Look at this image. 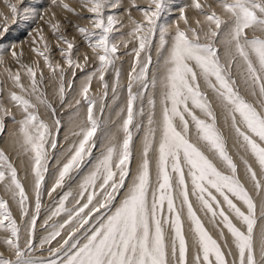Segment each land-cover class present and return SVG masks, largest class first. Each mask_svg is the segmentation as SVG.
<instances>
[{
  "label": "snow or ice",
  "instance_id": "snow-or-ice-1",
  "mask_svg": "<svg viewBox=\"0 0 264 264\" xmlns=\"http://www.w3.org/2000/svg\"><path fill=\"white\" fill-rule=\"evenodd\" d=\"M121 2L79 0L77 11L65 0H51V8L40 14L38 5L18 8L5 0L10 14L0 11V43L10 26L47 16L61 59L52 56L43 27L30 36L35 60L24 59L23 41L0 51V67L11 81L6 98L0 89V135L11 137L12 150L27 165L22 182L17 165L0 149V185L10 197L0 198V264H264V0H190L169 23L162 19L170 0H150L146 8L129 0L127 24L108 12ZM52 8L87 20L90 27L73 25L68 15L59 16ZM69 25L90 53L77 46L75 37L68 38ZM125 27L127 33L116 35ZM157 33L155 51L165 55L152 73ZM129 44L131 50L122 53ZM129 54L133 63L120 135L111 136L94 158L110 89L106 74L115 72V93L120 78L116 62ZM90 62L92 71L84 73L75 89L77 70L84 72ZM45 68L58 82L55 96L62 105L73 92L67 107H75L71 115L77 117L71 131L75 139L49 177L54 179L48 188L50 153L57 149L63 125L44 91ZM94 78L102 89L99 98L90 94ZM40 106L50 113L51 125ZM6 117L17 125L14 131L6 132ZM142 118L147 124L133 171V141L145 128ZM92 159L96 162L88 169ZM73 184L78 185L75 191H63ZM57 189L63 195L41 224L48 235L39 242V249L47 246V257L40 259L34 253L42 198Z\"/></svg>",
  "mask_w": 264,
  "mask_h": 264
},
{
  "label": "rangeland",
  "instance_id": "rangeland-1",
  "mask_svg": "<svg viewBox=\"0 0 264 264\" xmlns=\"http://www.w3.org/2000/svg\"><path fill=\"white\" fill-rule=\"evenodd\" d=\"M38 1V2H37ZM68 1H69V4L71 5V3L73 2L74 4H72L73 5V7L75 6V3H76V6H75V8L77 9V11H79L80 10V3H79V0H65V2H67L68 3ZM137 2V5L138 6H140V7H148V5H149V2H150V0H136ZM145 1V2H144ZM180 1L182 2V4L180 3ZM8 2L9 3H17V6H18V8H23L25 5H27V6H29V7H31V6H34V5H38L39 7H40V4H42L41 6H42V8L40 7V9L38 8V10H40L39 12H41L40 14H43L46 10L48 11L49 9H50V7H51V0H23V3H18V0H8ZM114 2H115V0H114ZM128 3L129 4V0H122V2H121V8L119 7V8H113L112 10L111 9H109L108 10V12H110L111 14H114V15H118V16H120V14H123V13H125V8H124V5H123V3ZM139 2H142V4H143V6H142V4H140ZM179 2V4H181V5H183L184 4V0H170V3H169V10H171L173 7H176V3H178ZM171 4H173V5H171ZM178 4V5H179ZM177 5V8L179 7ZM50 6V7H49ZM77 7H79V8H77ZM43 8L45 9V10H43ZM124 8V9H123ZM57 9V8H56ZM56 9H51L52 11L54 10V11H56ZM111 10V11H110ZM0 11H2V12H4L5 14H10V9L7 7V4L5 3V0H0ZM113 11V12H112ZM57 14H60V16H64V15H67V14H65L64 12L62 13V11H60L59 9H57ZM60 12V13H59ZM115 12H116V14H115ZM133 12H135V11H133ZM178 13L180 12L179 11V9H178V11H177ZM120 13V14H119ZM167 13H169V14H167ZM172 13V14H171ZM171 13L170 12H165L164 13V16H163V19H162V22L164 23V22H173V21H175L176 20V18L180 15H178V13L177 14H175L174 13V15H176V16H174L173 15V12L171 11ZM106 14H108V13H106ZM135 14H141V13H135ZM69 16H68V18L72 21V24L73 25H80V26H83V27H90V23H89V21H87V20H82V19H77L75 16H72L71 14H68ZM84 15H89V14H87V13H84ZM125 15V16H124ZM167 15H169L170 17H168ZM171 15H173V16H171ZM125 18H124V17ZM126 14H123V15H121V17L123 18V19H125V20H127V18H126ZM134 16V18H137V16H135V15H133ZM141 16V15H140ZM74 17V18H73ZM46 18H48V17H45V20L44 21H41L40 22V20H36V21H32L31 23H30V21H28V22H21L18 26L17 25H12V26H10V33L4 38V40H3V42L2 43H0V51H2V50H6V49H8L10 46H16V45H18V44H20L21 43V41H22V38L24 37V39H23V43H22V47L24 48V59L26 60V61H32V60H35L36 59V57H35V54L33 53V52H31L30 51V49H29V44H30V41H28V40H30V36H35V34L36 33H34L33 34V32H35V28L36 27H38V26H40V27H43L44 29H45V27H46V30H45V35L47 36V38H48V41L50 42V44H51V54H52V56L56 59V60H60L61 59V57L59 56V52H58V42L56 41V39H55V36L51 33V31L47 28V26H46V24H45V21L47 20ZM141 18V17H140ZM140 18H138V19H140ZM137 19V20H138ZM121 20V19H120ZM121 21H123V20H121ZM128 22V21H127ZM40 23H42V24H40ZM29 24H31L32 25V28L30 29L29 27H28V25ZM40 24V25H39ZM87 24V25H86ZM172 24H174V23H172ZM171 24V25H172ZM44 25V26H43ZM182 25H183V22H182ZM118 27H119V25H118ZM14 29V30H13ZM124 29H126V28H124ZM123 29V30H124ZM121 31V33H125V31L126 30H124V31ZM32 31V32H31ZM18 32V33H17ZM21 32H22V34H21ZM20 33V34H19ZM24 33V34H23ZM26 33H27V35H26ZM127 33V32H126ZM18 34V35H17ZM66 34L68 35V38L69 39H71V38H73V37H75L76 38V44H77V46L78 47H81L82 48V50L83 51H90V50H88L85 46H86V42L83 40V38L82 37H80V35H79V33L78 32H76V30H75V28L74 27H72L71 25H69L67 28H66ZM117 35L119 34L120 35V33H116ZM158 34L159 33H157V35L156 36H158ZM15 35V36H14ZM20 38H19V37ZM14 39V40H13ZM19 39V40H18ZM21 39V40H20ZM125 39H127V37H125ZM156 37L154 38V40H153V44H155V42H156ZM13 41V42H12ZM17 43V44H15V42ZM20 41V42H19ZM29 42V43H28ZM12 43H14V44H12ZM25 43V44H24ZM12 44V45H11ZM37 46H40V47H42V45H37ZM130 46V47H129ZM129 48L128 49H122L121 50V52L123 53V52H125V51H129V50H131V48H132V45H130L129 44ZM154 46V45H153ZM153 46H152V53L154 52V48H153ZM84 48V49H83ZM19 49V48H18ZM17 49V50H18ZM27 49V50H26ZM29 55H32V56H29ZM142 56L144 55L143 53L141 54ZM124 56H125V58H124ZM130 56H131V54H129L128 56L127 55H123L122 56V59H120V60H122V62H121V64H120V61L118 62V64H117V62H116V67H119L120 65H123L126 61H129V59H130ZM10 57V55L8 56V60H7V62L9 63V65L12 67V69L13 68H15V69H13V70H16V66L11 62V57ZM26 57V58H25ZM29 57V58H28ZM127 57V58H126ZM6 58H7V56H6ZM82 59V58H81ZM125 59V60H124ZM12 63V64H11ZM40 64H41V66H43V60L41 59V61H40ZM120 64V65H119ZM118 65V66H117ZM92 69H93V65H92V63L90 62L89 63V65H86L85 66V68H84V72H80L79 70H77V73H76V81H75V84L76 83H79V81H82V76H84V73H86V72H91L92 71ZM5 73V74H4ZM109 74L110 73H114L111 69L109 70V72H108ZM106 74V76H108L109 74ZM112 74H110L111 76H110V78L112 77ZM44 75H45V77H46V79H45V81L43 82L44 83V85L46 86L47 84V86L46 87H44L45 89H44V91L46 92V95L47 94H50L49 93V87H50V82H51V78H50V76H49V73H48V70L45 68L44 69ZM7 77V73L4 71V68L3 67H0V89H2V92H3V95H5L4 97L6 98L7 97V94L9 93V91L11 90V89H7V88H10V83H11V81L8 79V78H6ZM81 77V78H80ZM80 78V79H79ZM107 78H109V76L108 77H105V79L106 80H108V82H109V80L110 79H107ZM9 80V81H8ZM3 81V82H2ZM49 81V82H48ZM95 81H97L98 83H99V81L97 80V79H93V83H92V85H94V84H96V82ZM7 82V83H6ZM8 82H10V83H8ZM47 82V83H46ZM6 83V84H5ZM56 83H58L57 81H56ZM10 84V85H9ZM74 84V85H75ZM57 85V84H56ZM9 86V87H8ZM5 87V88H4ZM127 87V86H126ZM74 88H76V85L74 86ZM5 89H6V91H5ZM97 90H98V92H97V94H94L93 93V90H92V94H94V95H96L97 96V98H99V96L101 95V93L99 94V92H101L102 91V89L100 88V85L99 86H97ZM4 91H5V93H4ZM48 91V92H47ZM134 91H135V89H134ZM90 93V94H91ZM108 93H110V92H108ZM112 94H113V92H111ZM68 94H71L70 96H71V99L73 98V92L72 91H69L66 95H68ZM52 95V94H51ZM70 96H69V98H70ZM47 97H48V99L52 102V104H53V106L55 107V108H57L56 110H57V112H56V117L58 118V119H60L61 120V122H62V120L64 121L65 120V118L69 115L70 117H71V114L75 111V107H72V108H69V107H67V106H65V105H67L68 103H65V104H61L60 103V101L58 100V99H52V96L50 97V95L48 96L47 95ZM69 99L67 98V100L66 101H68ZM106 101H107V99L104 101V103H106ZM70 103H71V100L69 101ZM106 105V104H105ZM64 107V108H63ZM97 107H99V104L97 105ZM44 107L43 106H41V107H39V111H40V113L42 114V118L43 119H45L48 123H50V125L52 124V118H51V116H50V114H49V112L48 111H46L45 109L44 110H42ZM67 108V109H66ZM81 108L83 109V114L85 115V109H84V107H83V104L81 105ZM64 109V110H63ZM105 110L106 109H104V112H103V117H104V114H105ZM14 111V110H13ZM44 111V112H43ZM48 114V115H47ZM66 114V115H65ZM16 115V114H15ZM64 115H65V117H64ZM17 116V115H16ZM68 116V119H70V117ZM50 117V118H49ZM103 117H100L101 119L103 118ZM17 118H18V116H17ZM48 118V119H47ZM49 120L51 121V122H49ZM5 123H6V125H8L7 126V128H6V131H8V130H11V128L9 127L10 125L11 126H17L16 124H13L11 121H10V118H8V117H6L5 118ZM104 123V122H103ZM108 124V123H107ZM106 123H104L103 124V128H102V130L101 131H98L97 132V139H98V144H100L99 142H101L102 141V138H103V136H104V134H105V132H107V130H109L110 129V127L108 126V125H110V124H108L107 125ZM62 125H63V122H62ZM105 125V126H104ZM62 130H60L61 132L59 133V136H58V146H57V149H55V150H53L51 153H50V164H49V173H47V176H46V178H45V180L47 179V177H48V175L49 174H51L52 172H54L55 170H56V167H57V164H56V159H57V156L60 154V152H62L63 150H64V148L65 147H67V145L70 143V141H72V139H71V133H64L65 132V129L62 127L61 128ZM64 129V130H63ZM103 130H105V131H103ZM101 132V133H100ZM63 133V134H62ZM65 134V135H64ZM69 134H70V137H69ZM3 136H5V135H0V149H2L1 148V137H3ZM61 136H63V137H61ZM65 137H66V139H65ZM59 138H60V140H59ZM67 138H68V141H67ZM135 138V137H134ZM61 139H63V140H61ZM71 139V140H70ZM135 140V139H134ZM65 142V143H64ZM68 142V143H67ZM61 143V144H60ZM63 145V146H62ZM61 147H63L62 149H60ZM95 150V151H94ZM93 150V153L94 152H97L98 151V147L96 148V149H94ZM6 154H8L9 156H10V154L9 153H7L6 152ZM10 158L12 159V157L10 156ZM13 160V159H12ZM53 160V161H52ZM55 160V161H54ZM13 162L15 163V160H13ZM54 164V165H53ZM18 172H20L19 171V169H18ZM20 174V173H19ZM22 179V178H21ZM23 180V179H22ZM23 182H24V180H23ZM46 182V181H45ZM67 187V185L65 186V188ZM2 190H3V186L2 185H0V198H4V199H6L4 196H2L3 194H2ZM62 193H61V192ZM58 193H59V195L60 196H62V194H63V191L62 190H60V189H57V192H55V193H53L52 194V197L53 198H51V199H57L58 197H59V195H58ZM51 199H48V202L51 200ZM43 202H44V197L42 198V208H41V214H40V219H41V215H42V213H44L45 211H46V207H45V205L43 204ZM45 208V209H44ZM43 210V211H42ZM40 219H38V221L37 222H39L40 221ZM18 222H21V221H18ZM21 223H23V222H21ZM54 243V242H53ZM38 249H39V247H38ZM40 252H45V254H42V255H40V256H38V257H41L42 259L43 258H46L47 257V246H46V248L45 249H40Z\"/></svg>",
  "mask_w": 264,
  "mask_h": 264
},
{
  "label": "bare ground",
  "instance_id": "bare-ground-1",
  "mask_svg": "<svg viewBox=\"0 0 264 264\" xmlns=\"http://www.w3.org/2000/svg\"><path fill=\"white\" fill-rule=\"evenodd\" d=\"M34 1V0H33ZM47 1V0H46ZM73 1V0H72ZM140 1V0H139ZM38 2V1H37ZM113 2H114V0H113ZM137 2V1H136ZM145 2V1H144ZM68 3H69V1H68ZM140 4H142V2H139ZM180 3L182 4V2L180 1ZM72 4H74L73 2L71 3V6H73ZM137 4V3H136ZM177 5L179 4V2L178 3H176ZM181 4H179L178 6V8H177V5H176V7H173L171 10H169V11H167V12H170L171 13V11L173 12V15H174V13L175 14H177L178 12V9H180L182 6H184V5H188V4H190V0H184V4L183 5H181ZM42 4H40V7L42 8V6H41ZM123 5H124V8L126 9L127 7H128V3H123ZM139 5V4H138ZM171 5H173V4H171ZM75 6H76V3H75ZM74 6V7H75ZM141 6V5H140ZM142 6H143V4H142ZM40 7H39V9H40ZM50 7V6H49ZM51 8V7H50ZM77 8H79V7H77ZM121 8V7H120ZM123 8V9H124ZM53 9H56V8H53ZM115 9V8H114ZM43 10H45L44 8H43ZM60 10V9H59ZM112 10V9H111ZM110 10V11H111ZM38 11H40V10H38ZM47 11V10H46ZM54 11V10H53ZM61 11V10H60ZM56 12H57V9H56ZM113 12V11H112ZM41 13V12H40ZM58 13V12H57ZM60 13V12H59ZM63 13V12H62ZM135 13H139V12H133V15H135V16H137V18L136 19H138V18H140L141 16V14H135ZM61 14V13H60ZM60 14H58L59 16H60ZM66 14V13H65ZM115 14H116V12H115ZM120 14V13H119ZM123 14H125V13H123ZM123 14H120V16H118V18L119 19H121V20H123V22L125 23V24H127L128 22V20H125V19H123L122 17H121V15H123ZM167 14H169V13H167ZM172 14V13H171ZM180 14V12L178 13V15ZM187 14L189 15V16H192L193 14H194V10H192L191 8H189L188 10H187ZM68 15V14H67ZM173 15H171V16H173ZM69 16V15H68ZM73 16V15H72ZM125 16V15H124ZM123 16V17H124ZM168 17H170L169 15H167ZM174 16H176V15H174ZM47 17V16H46ZM179 17V16H178ZM74 18V17H73ZM125 18V17H124ZM126 18H127V16H126ZM47 19V18H46ZM141 19V18H140ZM139 20V19H138ZM32 21H30V23H31ZM34 22V21H33ZM37 22V21H36ZM40 22H41V20H40ZM164 23H169V22H164ZM181 23V27H183V25H182V21L180 22ZM22 24V23H21ZM40 24H42V23H40ZM39 24V25H40ZM87 25V24H86ZM44 26V25H43ZM38 27H40V26H38ZM129 27H130V25H129ZM129 27H125L126 29H124V30H126L125 31V33L126 32H128L129 31ZM122 29V30H123ZM46 30V27H45V29H44V31ZM121 30V31H122ZM123 30V31H124ZM174 30H175V24H172L171 26H170V32H174ZM32 32V31H31ZM18 33V32H17ZM35 32H33V34H34ZM20 34V33H19ZM21 34H22V32H21ZM24 34V33H23ZM122 33H120V35H121ZM18 35V34H17ZM117 35V34H116ZM119 35V34H118ZM15 36V35H14ZM19 37V36H18ZM21 37V36H20ZM19 37V38H20ZM23 39H24V37L22 38V41H23ZM156 42H155V44H153L152 46H153V48H154V52L152 53V59H153V66L150 68V72H152V73H155L156 72V64H157V61H158V59H160V57H162V56H164L165 55V53H160V56H158L157 55V53H156V51H155V49H156V47L158 46V43H159V34H158V36H156ZM14 40V39H13ZM19 40V39H18ZM21 40V39H20ZM28 41H30V40H28ZM13 42V41H12ZM15 42V41H14ZM20 42V41H19ZM29 43V42H28ZM12 44H14V43H12ZM11 44V45H12ZM15 44H17L16 42H15ZM25 44V43H24ZM131 45V44H130ZM14 46V45H13ZM23 46V45H22ZM86 47V46H85ZM130 47V46H129ZM128 47V48H129ZM81 48V47H80ZM24 49V48H23ZM82 49V48H81ZM84 49V48H83ZM19 50V49H18ZM27 50V49H26ZM221 51H223V46H221ZM25 53V52H24ZM89 53H90V51H89ZM9 56V55H8ZM8 56H7V58H6V60H8ZM29 56H32V55H29ZM128 56V55H127ZM33 57V56H32ZM10 58V57H9ZM26 58V57H25ZM29 58V57H28ZM124 58H125V56H124ZM127 58V57H126ZM125 60V59H124ZM120 61V64H121V62H122V60H119ZM118 61V62H119ZM118 62H117V64H118ZM132 63H133V56L131 55L130 56V59H129V61H126L123 65H120L119 67H116L118 70H119V72H120V78H119V85H118V87L116 88V92L115 93H111L112 91H111V86L112 85H115V83H116V75H115V72L112 74V73H110V74H112V77L110 78V74L108 75L109 76V78H107V79H110L109 80V84H110V89H109V92L110 93H108V96H107V101H106V107H105V114H104V117L102 118V120H103V122L104 123H108V124H110V125H108L109 127H110V129L109 130H107V132H105V134H104V136H103V138H102V141L101 142H99L100 144H98V151L97 152H94L93 153V157L95 158V157H99V155H100V151L107 145V143H108V139L111 137V136H113V135H115V136H117V137H119V135H120V133H119V131H118V126H119V124H120V122H121V120H122V116L120 115V112H121V109H124L125 107H126V100H127V91H126V86H127V83H128V75H129V72H130V69H131V67H132ZM161 63H162V61H161ZM12 64V63H11ZM118 66V65H117ZM13 69H15V68H13ZM5 74V73H4ZM108 76H106V77H108ZM83 77V76H82ZM7 78V77H6ZM81 78V77H80ZM79 78V79H80ZM9 81V80H8ZM108 81V80H107ZM3 82V81H2ZM49 82V81H48ZM96 82V84H94V85H92V90H93V93L94 94H97V92H98V90H97V86H99V83L97 82V81H95ZM7 83V82H6ZM5 83V84H6ZM8 83H10V82H8ZM25 83H27V81L25 80ZM47 83V82H46ZM80 83H81V81H79V83H76L75 85H76V88L75 89H78L79 88V85H80ZM11 84V83H10ZM9 84V85H10ZM50 84V89H49V93L50 94H47L48 96L50 95V97L52 96V99L54 100V99H57L56 98V96H55V89H56V87H57V85L56 84H58V83H56V81H53V80H51V82L49 83ZM48 85V84H47ZM46 85V86H47ZM74 85V86H75ZM9 87V86H8ZM5 88V87H4ZM7 89H11V88H7ZM45 89V88H44ZM5 91H6V89H5ZM5 91H4V93H5ZM7 92V91H6ZM48 92V91H47ZM46 93V92H45ZM101 92H99V94H100ZM52 94V95H51ZM92 94V93H91ZM71 94H68L67 95V98L69 99L68 101H66V103H70L69 101L71 100V103L73 102V98L71 99V96H70ZM5 96V95H4ZM69 96H70V98H69ZM65 106H67V105H65ZM41 107V106H40ZM64 108V107H63ZM57 109V108H56ZM67 109V108H66ZM42 110H44V108L42 109ZM64 110V109H63ZM147 110V109H146ZM44 112V111H43ZM75 112V111H74ZM73 112V113H74ZM14 113L18 116V118H19V113L18 112H15V110H14ZM50 114V113H49ZM48 115V114H47ZM66 115V114H65ZM65 115H64V117H65ZM69 116V115H68ZM68 116L65 118V120L63 121L62 120V122H63V128L65 129V132L64 133H71V131H72V129H73V127H74V125H73V120H75V119H77V117H75V116H73V115H71V117H70V119H68ZM159 116V103H157V117ZM83 117H84V114H83V109L81 108V111H80V114H79V119H83ZM50 118V117H49ZM57 118V117H56ZM48 119V118H47ZM142 121H143V124L145 125V128H142L141 129V131L140 132H138L134 137V141H133V143H134V148L136 149V151H135V153H134V159H133V163H132V170L134 171L135 170V168H136V162H137V160L139 159V152H140V148L142 147V140H143V135H144V131H145V129H146V124H147V121H146V119H144V118H142ZM49 122H51L50 120H49ZM103 123V124H104ZM221 123H222V118H221ZM50 124V123H49ZM8 126V125H7ZM105 126V125H104ZM10 128H11V130H8V131H6V132H11V131H14L16 128H17V126H9ZM63 129V130H64ZM62 130V129H61ZM224 132H225V134H226V136H228V142H229V145H231L232 144V138H231V136L229 135V133H228V129L227 128H224V129H222ZM103 131H105V130H103ZM61 132V131H60ZM101 133V132H100ZM63 134V133H62ZM65 135V134H64ZM60 137V136H59ZM61 137H63V136H61ZM69 137H70V134H69ZM65 139H66V137H65ZM71 139L72 140H74L75 138L74 137H72L71 136ZM70 139V140H71ZM59 140H60V138H59ZM61 140H63V139H61ZM67 141H68V138H67ZM69 142V141H68ZM67 142V143H68ZM71 142V141H70ZM65 143V142H64ZM61 144V143H60ZM63 146V145H62ZM67 147H68V145H67ZM67 147H65L64 148V150L62 151V152H60V154L57 156V159H56V164L59 162V161H62L64 158H65V149L67 148ZM1 148L3 149V150H5V152H7V153H9L10 154V156L12 157V159L13 160H15V164L17 165V167H18V169H19V173H20V177L24 180V178H25V176H26V169H27V165L25 164V162H24V160H25V158H23V157H18L17 156V153L15 152V151H13L12 150V148H11V137L9 136V135H5V136H3V137H1ZM63 147H61L60 149H62ZM94 150V149H93ZM95 151V150H94ZM233 152H235V149H233ZM236 160H237V162H238V165H239V157L238 156H235L234 157ZM53 161V160H52ZM55 161V160H54ZM95 159H92L91 160V163H89L88 164V169H90L94 164H95ZM54 165V164H53ZM50 169V168H49ZM240 170H241V172H243V168H242V166L240 167ZM53 173V172H52ZM52 173L51 174H49L48 175V177H47V179L45 180L46 182H45V187L46 188H48V187H50L51 186V183H52V179H54V177H52V179H49V177L52 175ZM85 174H87L86 173V171H85ZM46 176H47V174H46ZM81 180H82V177L80 178ZM23 180H22V182H23ZM249 187H251V184H249L248 185ZM78 187V185L77 184H73V187L71 188V189H69L68 187H66L63 191H67V190H72V191H75L76 190V188ZM27 190L29 191V193H30V196H31V176L30 175H28V179H27ZM61 192V191H60ZM62 193V192H61ZM2 196H4L6 199H10V197L8 196V194L4 191V189L2 190ZM58 195H59V193H58ZM61 195V194H60ZM60 195H59V197L57 198V199H51V198H53V197H48L46 194L44 195V202H43V204L45 205V207L47 208L46 209V211L44 212V213H42V215H41V219H40V221L39 222H37V229H36V234H35V244H36V247H37V251L34 253V255H35V257H37V258H40V259H42L41 257H38V256H40V255H42V254H45V252H40V249H38V247H39V242L41 241V240H43L47 235H48V232L43 228V227H41V224L43 223V221L47 218V216L50 214V210L54 207V205H55V203H56V201L60 198ZM63 195V194H62ZM48 199H51L49 202H48ZM193 199H194V197H193ZM30 202H32L33 204H34V196H31V201ZM10 206H11V208H12V211H13V214H14V216H17V217H19V211H18V208H17V206H16V204H15V202H10ZM69 206H70V202H69ZM198 207V206H197ZM45 209V208H44ZM43 211V210H42ZM203 218V217H202ZM63 219V216H61V217H59V218H57V220L55 221V222H59L60 220H62ZM204 220H205V225H206V227H208L209 228V230L210 231H212V234L215 236L216 235V232H215V230H214V227H213V225H211L210 223H208V221H207V218H204ZM22 222V221H21ZM51 223H53V221H49V224H51ZM258 226H259V222H258ZM188 239H189V241L191 242V234L189 233L188 234ZM53 244H55V242L53 243ZM46 248V247H45ZM38 255V256H37ZM43 256V255H42Z\"/></svg>",
  "mask_w": 264,
  "mask_h": 264
}]
</instances>
